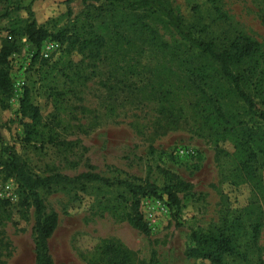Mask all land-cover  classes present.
<instances>
[{
	"label": "rangeland",
	"instance_id": "obj_1",
	"mask_svg": "<svg viewBox=\"0 0 264 264\" xmlns=\"http://www.w3.org/2000/svg\"><path fill=\"white\" fill-rule=\"evenodd\" d=\"M20 1L27 5L31 0ZM172 1L203 37L224 40L243 33L257 40L262 46L259 69L264 71V0ZM33 11L39 24L50 18L71 23L78 17L80 27L88 21L98 27L109 18L101 16L100 3L85 5L81 0H36ZM22 15L27 17L24 10ZM146 21L153 35L130 33L120 41L108 35L98 56L70 50L66 40L60 42L58 54L35 60L28 39L18 40L11 62L13 94L8 107L0 103V148L3 143L14 147L39 175L149 174L162 185L167 169L189 182L198 196L185 203L179 216L165 198H144L142 216L150 230L146 235L114 211L93 206L94 191L43 192L47 212L59 218L49 240L53 262L110 264L103 247L118 244L129 251L132 264H149L153 254L161 264H210L189 255L191 229L201 227L226 229L235 237L237 253L226 255L225 264H264V155L257 152L252 167L243 168L226 122L193 82L214 97L216 89L223 91L224 111L248 127L258 129L261 123L245 112L223 81L208 78L205 86L207 82L192 75V69L204 65L209 75L213 70L205 59L190 56L186 62L192 53L161 16ZM7 25L0 19V46ZM149 36L156 38L150 42ZM25 87L41 110L42 136L31 141L25 140L16 113L20 97L15 94ZM259 106L264 109V104ZM50 136L60 142L50 143ZM22 197L16 181L0 173V199L5 202L0 209V264H35L34 209L27 208ZM256 223L261 224L257 240Z\"/></svg>",
	"mask_w": 264,
	"mask_h": 264
},
{
	"label": "trees",
	"instance_id": "obj_2",
	"mask_svg": "<svg viewBox=\"0 0 264 264\" xmlns=\"http://www.w3.org/2000/svg\"><path fill=\"white\" fill-rule=\"evenodd\" d=\"M65 1L71 3L74 0ZM81 1L85 5L100 3L103 12L101 16L105 18L109 15V18L98 24V27L93 25V21L82 23L80 27L81 22L78 17L71 23H62L61 18H50L45 23L39 24L33 11L36 0H31L27 5L20 0H0V4H3L0 8V19L8 22L5 28L7 35L0 46V103H4V108L8 107L6 101L13 94L11 62L13 54L19 49V38L26 37L35 48V60L39 57L42 61L49 59L41 55V48L47 40L59 43L68 40L70 50L75 48L81 51L89 50L92 56H98L101 48L106 45L108 35L116 41L124 39L130 33L153 35L155 32L146 19L158 15L176 31L186 44L187 51L192 53L187 57L186 62L190 56L205 59L208 63L207 67L213 70L209 75L204 65V69H192V75L204 81V84L208 78L213 80L218 78L219 81H223L229 86V93L242 103L245 112L261 123L258 129L248 127L243 120L236 119L235 114H227L224 111L221 103L223 91L216 89V97H214L213 93L207 92L200 84L193 82L205 99L215 106L219 118L226 122V131L235 139L243 168L248 170L252 167L257 152L264 155V109L259 106V103L264 104V71L259 69L262 46L257 40L243 33L233 38L226 37L224 40L203 37L200 35L201 29H195L193 25L187 24L185 18L176 11L172 0ZM23 10L27 13V17L22 15ZM87 16L96 18L91 12H88ZM83 29L86 30V34L83 33ZM155 38L153 36L151 39L149 36L150 42ZM161 46L169 47L166 43H162ZM207 85L208 82L205 86ZM19 102L16 113L24 126L25 140L31 141L42 136L41 110L34 103L30 88H24ZM48 141L53 144L60 142L52 136ZM0 173L16 181L23 196V204L27 208L34 209L35 264H54L49 240L59 222L57 213L47 212L43 192L76 190L90 195L91 191H94L91 201L93 206L103 211H114L121 220L127 221L146 235L150 230L142 216L141 203L144 198H165L169 209L179 216L185 203L198 197L189 182L167 169L163 170L162 185L152 181L149 174L145 177L131 174L123 177H106L97 172L82 171L74 176L60 172L39 175L31 171L28 163L14 147L5 143L0 148ZM3 204L5 205V202L0 199V209ZM260 229L261 224L256 223L253 228L256 240ZM191 239L193 246L189 249V255L210 264H225L226 255L237 253L235 237L228 234L226 229L193 227ZM102 254L106 259L111 260L110 264L133 263L129 251L118 244H107L103 247ZM149 264H161V262L153 254Z\"/></svg>",
	"mask_w": 264,
	"mask_h": 264
},
{
	"label": "built area",
	"instance_id": "obj_3",
	"mask_svg": "<svg viewBox=\"0 0 264 264\" xmlns=\"http://www.w3.org/2000/svg\"><path fill=\"white\" fill-rule=\"evenodd\" d=\"M60 47H61V45L59 42L53 41V40H47L44 42V44L41 48V55L44 58H51L53 55L59 53ZM22 85H23V82H21V81L17 83V86L20 88L22 87ZM15 95L17 97L22 96V91L17 92Z\"/></svg>",
	"mask_w": 264,
	"mask_h": 264
}]
</instances>
